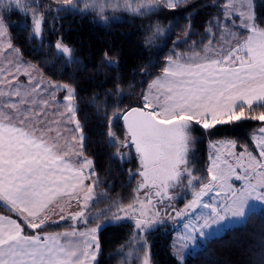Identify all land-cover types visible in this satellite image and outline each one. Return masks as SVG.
I'll list each match as a JSON object with an SVG mask.
<instances>
[{
    "label": "snow or ice",
    "instance_id": "snow-or-ice-1",
    "mask_svg": "<svg viewBox=\"0 0 264 264\" xmlns=\"http://www.w3.org/2000/svg\"><path fill=\"white\" fill-rule=\"evenodd\" d=\"M73 2L64 0V4L69 6ZM184 2L145 0L144 4L132 10L138 12L142 7L175 9ZM2 4L3 0H0V6ZM249 21L253 25L249 29L252 35L242 44L222 46L219 52L202 61L178 63L169 57L171 63L164 69L163 81H153L159 94L152 99L145 95L143 107L126 111L122 117L126 126L125 140L120 143L112 140V145L118 150L134 148L139 164L136 175L142 178L138 189L153 187L157 189L155 195L162 196L172 188H192L193 198L183 210L176 212V216L185 215L189 210H209L196 217L198 224L190 222L185 225L189 234L181 238L185 241L181 249L187 247L186 242L194 240L197 233L205 237L209 234L206 230L214 226L229 219H243L252 202L264 203V126L259 128L258 138L254 137L260 159L247 148L240 153L228 152L234 158L235 166L244 171L243 176L236 174L233 165L227 161L222 167L217 155L208 168L207 183L193 186V181L199 178L194 176L188 157L196 126L209 130L241 120L264 122V110L257 112V108L264 109V29L255 28L251 14L244 22L245 28H248ZM41 27V21L36 19L33 34L39 35ZM4 33L5 25L0 20V35ZM55 47L62 54H70V49L60 42ZM39 87L38 83L28 87L11 84L8 95L17 99L4 105L6 111L0 110V206L17 217L0 215V264H96L100 248L96 228L87 234L80 233L90 237L83 248L71 242L61 243L57 235L42 236L35 231L46 225L49 207L56 197H71L86 178L90 179L91 174L86 176L84 168L90 169L93 163L85 158L79 169H72L66 160L67 153L55 141L49 143L48 134L52 132L50 102L40 94L43 89L37 91ZM64 88L68 91L64 99L69 101L67 110L71 114L74 112L71 106L75 98L73 89L69 85H64ZM0 95L4 93L0 92ZM55 115L53 112L52 116ZM76 128L82 131L78 122ZM108 135L111 137L113 134L109 132ZM80 139L83 141V136ZM228 145L230 149L236 147L235 142L230 141ZM233 175L236 180L243 179L246 183L236 188L230 183ZM91 191L89 185L85 201L91 199ZM212 193H215L213 202H205L204 197ZM172 198L168 196V199ZM140 203L141 211L135 219V227L138 231H145L159 222L153 218L158 217L159 212L150 216L144 210L143 202ZM151 203L149 198L147 204ZM84 207H87L86 203ZM128 210L135 211L134 205H128ZM120 211L127 214L126 209L121 208ZM83 215V212H77L71 218L75 220ZM60 218L64 219L63 216ZM114 219L121 217L116 215ZM26 229H32L33 234H28ZM178 254L182 256L179 249ZM143 264H150L147 255Z\"/></svg>",
    "mask_w": 264,
    "mask_h": 264
},
{
    "label": "trees",
    "instance_id": "trees-1",
    "mask_svg": "<svg viewBox=\"0 0 264 264\" xmlns=\"http://www.w3.org/2000/svg\"><path fill=\"white\" fill-rule=\"evenodd\" d=\"M60 2L64 4V0H3L0 6L22 58L50 81L76 90L77 118L85 134L83 152L93 159L98 179L96 199L84 222L49 224L35 231L96 227L101 246L96 264H143L148 252L153 264H182L172 252L177 222L142 234L131 219L122 217L120 209L137 206L143 192L138 189L135 150H118L112 140H125L123 114L143 107V97L164 73L169 57L203 53L231 28V22H225L227 0H185L175 9L142 7L138 12L132 9L145 0H108L96 6L88 0H74L71 6ZM40 16L43 29L34 35V21ZM255 19L264 29V0H255ZM59 40L71 47V56L57 51ZM116 116L121 118L113 119ZM263 123L241 120L209 130L196 126L190 163L200 183L207 180L211 141L233 139L239 147L252 149V134ZM120 153H127V158ZM0 214L17 218L3 206ZM116 215L121 219L115 220ZM25 231L33 234L32 229ZM184 264H264V210L251 212L246 223L209 239Z\"/></svg>",
    "mask_w": 264,
    "mask_h": 264
},
{
    "label": "rangeland",
    "instance_id": "rangeland-1",
    "mask_svg": "<svg viewBox=\"0 0 264 264\" xmlns=\"http://www.w3.org/2000/svg\"><path fill=\"white\" fill-rule=\"evenodd\" d=\"M88 1L91 2L92 6H96L99 3H104L108 0H88ZM60 4L64 6L63 3L60 2ZM226 6L227 7L225 8V10H226L225 22L230 21L231 22V28H227V31L222 36V38L217 43L210 44L208 46V48L203 53L185 54L183 56H179L177 58H174L173 61H176L178 63L191 62V60L202 61L205 57L211 56L214 53L219 52L222 46L224 48H227V47H234L237 44V42L242 44L250 35H252V32L249 30L253 26L252 22L249 21L248 28L244 27V22H245V20L249 14H251L254 18L255 28L257 30H260V28L257 27V22L255 19V0H227ZM37 19H39L41 21V25H42L41 32H42L44 17L40 16ZM0 20H2L1 16H0ZM4 25H5V33H4V35H0V92L4 93V95H0V110L6 111V109L4 108V105L6 103L15 102V100L17 99L14 96L10 98L8 95V93L10 92L9 89H11V84H16V85L22 84V85L28 87L30 85H36L38 83L40 87L37 89V91L39 92L40 89H43V91L40 94L43 95L46 100H48V98L55 99L57 101L59 100L62 104L69 106V101H66L64 99V97L68 94L67 89L64 88V85H66V84L58 83V82L54 83V82L50 81L49 79L45 78V76L42 75L41 71L37 67H35L31 63L24 60L22 58V56L20 55L19 51L17 50V48L13 44L12 39H11V35L9 32V28L5 22H4ZM236 27H238V28H236ZM58 42L62 43L63 45L67 46L70 49V54H67V55L63 54V55H66L68 57L71 56V54H72L71 47L69 45L65 44L62 40H59ZM9 44L12 45L11 48L8 47ZM58 52L61 53L60 51H58ZM170 63L171 62L168 60L166 67H168L170 65ZM163 74L158 76V77L162 78L164 76ZM13 75L15 77L14 80L12 79ZM158 77H156L153 81H155ZM160 80L163 81V79H160ZM3 81H8L10 83L6 84V83H3ZM70 87L73 89V94L75 97L76 90L74 89V87H72V86H70ZM146 95H147V93H146ZM71 106L73 108H76V112H77V104L75 102V98L71 101ZM77 122L79 123L80 128L82 129V131L77 130V132H76L77 133V145L79 147V144L83 143V141H81L80 137L83 136V139H84L85 134L83 132L82 124L79 122L78 118H77ZM50 126L52 128V132H50L48 135H56L57 134V132H56L57 124L56 125H50ZM262 126H264V123ZM60 128L63 131L64 128L62 125H60ZM258 130L252 134V146H253V148L247 149V151L252 152V154L254 156H256L257 159H260L259 150L256 149V147H255L256 141L254 139V137L258 138V136H259ZM71 134H72V129H71ZM192 135H193V133H192ZM230 141L235 142L233 139H221V140H216V141L210 142V144H209L210 161H209L208 168H209L210 164L212 163V161L214 159H216L217 155H219L220 159L218 162L221 164L222 167H225V161H227L228 163H231L233 165L236 174L243 176L245 174L244 171L241 168L235 166V160L233 157L228 155V152L234 151L236 153H240V152H244L245 148L239 147L238 144L235 142V144H236L235 149H230L229 145H228V142H230ZM189 148H190V150H189L188 157H189V163H190V155H191V152L193 150V143L190 144ZM129 154H130V152H129ZM120 155H121V153H120ZM127 155H128L127 153L122 154L121 158L126 159ZM190 167H191V170L194 174V170H193V167L191 166V163H190ZM93 175H94L93 179L91 178L89 180L90 181L89 183H91V184L93 183V185H92V188H93L92 198L93 199L85 201V199L83 198V200L81 202V207L85 209V212L89 209V207L92 205V203L96 199V186L98 183V179H97V175H96L95 170H94V162H93ZM194 176H196V175L194 174ZM183 179L185 180V183H186L187 177L185 176V177H183ZM203 183H207V180ZM230 183H232L236 188H240L241 186H243L246 183V181L243 179L236 180L235 176L233 175V177L230 179ZM139 184H140V181H139ZM199 184H201L199 179L193 181V186H197ZM192 191H193L192 188H186V187L181 186L180 189L177 191L175 203H173V205H172L173 208L171 210H173V209L178 210V211L183 210L185 205L193 198L192 197ZM213 196H215V193H212L209 196L204 197V201L209 202V203L213 202V200H212ZM146 197L147 196H144V194L142 193L141 194V200L139 201V204L137 206H134L135 211L126 209L127 214L125 212L122 214V217L131 219L133 221V223L135 224V219L139 217V213L141 211V203L140 202H143L144 210L147 211L150 216L153 213L159 212L158 217H153L154 219L159 220V222L154 223L151 227H148L145 231H138L136 229L138 232H141L142 234H146L148 232H151L153 229H155L163 221V216H161L162 209H161L160 205L155 206L153 203H151V205L147 204L148 199ZM221 199H222V197L217 198L216 202H219ZM78 201H79V199H78ZM85 203L87 204V207H84ZM157 207L158 208L160 207V209L158 210ZM260 210H264V203L259 202V201L252 202L250 204V206L247 208L246 216L243 219H229L227 222L222 223L219 226H214L211 230H206L209 232V234L205 237H200L197 233L196 238L194 240L187 241L186 242L187 247L182 248V249H181V244L184 243L185 241H182L181 238L185 237L189 234V230L185 228V225L189 224L190 222L193 224H198L199 221L196 220V217L200 216L201 213H207L209 210L204 209V208L197 209L195 212H193L192 210H189L187 214L192 216L191 221H189V222L185 221V217H183L181 219V221H179V219L172 216L170 218L171 222L175 221L179 224V225H177L178 228L174 231V236H173V241H172V252L178 258L179 262L184 264L186 261V258L191 253L200 249L209 239L222 235L231 227L239 226V225L246 223L247 218L251 212L260 211ZM86 213L84 214L83 220L80 222H77V223H82L86 220ZM193 218H194V221H193ZM49 224H61V223H58V222L56 223L52 220V221H48L46 223V225H49ZM93 228H96V227H93ZM93 228L87 229V230H78V232L82 231V233L87 234ZM88 239H90V237L87 235H85V236L78 235V238H77L78 247L83 248L85 241H87ZM96 240L100 245L99 234L97 232H96ZM178 249L180 250V252H182V256L180 254H178ZM100 250H101V246H100L99 251L97 253L96 263L98 262V259H99ZM146 255L149 259L150 264H153L152 260L150 258V253L148 252Z\"/></svg>",
    "mask_w": 264,
    "mask_h": 264
},
{
    "label": "crops",
    "instance_id": "crops-1",
    "mask_svg": "<svg viewBox=\"0 0 264 264\" xmlns=\"http://www.w3.org/2000/svg\"><path fill=\"white\" fill-rule=\"evenodd\" d=\"M42 75L44 76L43 73H42ZM157 79H159V80L164 79V76L162 78L158 77ZM9 91H11V89H9ZM158 94L159 93L157 92L156 87L153 86V82H152V84L148 88L147 95L149 96L150 99H152ZM48 101L50 102L49 103L50 125H56L57 124V127H56L57 134L56 135H48L49 136V143H53L55 141L58 144V146L64 152L67 153L66 160L70 163L72 169H79L83 165V161L85 158H87L93 162V159L90 156H87L83 152L84 139H83V143L79 144V147L77 145V133H76L77 132V128H76L77 112H76V108H73L74 112L70 114V113H68V110H67L68 106L65 104H62L59 100L57 101L55 99L48 98ZM53 112L56 113L55 116H52ZM60 125L63 126V128H64L63 131L61 130ZM71 129H72V134H71ZM84 173L86 176L88 174H91L90 179L91 178L93 179V177H94V175H93V163H92V167L90 169L84 168ZM90 179L86 178L83 182V185L80 188H78L77 192L74 193L71 197H69V196L56 197L54 204L50 205V207H49L47 222L53 220L56 223L57 222L58 223L69 222V223L76 224L77 222L82 221L84 215H83V217H78L75 220L72 219L71 217L73 214H75L77 212H83L84 214L87 212V211L85 212V209L81 207V202L87 193L88 186L91 185V187H92V185H93V183L92 184L89 183ZM140 183H141V181H140ZM92 196H93V188L91 191V199H93ZM78 199H79V201H78ZM91 199H88V200H91ZM53 209H55V210H53ZM60 209H63V211L61 212ZM161 213H162L161 216H163V221L160 224H173L171 222V219H170L171 217H169V215L165 209H164V211L162 210ZM0 215H2V214H0ZM61 216H63L64 219H61L60 218ZM10 217L15 219L12 216H10ZM177 228H178V226H176V229ZM87 229H91V228L81 227L79 229H77V228L66 229V230H64L65 232H57V233H45L44 232V233H41V235L42 236H44V235H57L59 237L61 243L68 244L69 242H71L72 244H75L76 246H78L77 245V238H78V235H80V233H82V231L78 232V230H87ZM73 232H75L76 234L75 235H68V236L64 235L65 233H73ZM97 233H98V230H97Z\"/></svg>",
    "mask_w": 264,
    "mask_h": 264
},
{
    "label": "flooded vegetation",
    "instance_id": "flooded-vegetation-1",
    "mask_svg": "<svg viewBox=\"0 0 264 264\" xmlns=\"http://www.w3.org/2000/svg\"><path fill=\"white\" fill-rule=\"evenodd\" d=\"M179 189H180V187L169 189L167 191V193L165 195H162V196H156L155 192L157 189L153 188V187L143 188L142 192H143L144 196H147L146 197L147 199H149V198L151 199L152 203L155 206L160 205L161 209L163 211L165 209L167 211L169 217H172V216H174V212L171 209L173 208L172 205H173V203H175L176 194H177V191ZM160 191L164 192V189H160ZM168 196H172L173 198L170 200V199H168ZM160 207L159 208L157 207L158 210L160 209Z\"/></svg>",
    "mask_w": 264,
    "mask_h": 264
},
{
    "label": "built area",
    "instance_id": "built-area-1",
    "mask_svg": "<svg viewBox=\"0 0 264 264\" xmlns=\"http://www.w3.org/2000/svg\"><path fill=\"white\" fill-rule=\"evenodd\" d=\"M181 216L185 217V221H187V222L191 221V218H192L191 215L185 214V215H181ZM193 221H194V218H193Z\"/></svg>",
    "mask_w": 264,
    "mask_h": 264
},
{
    "label": "water",
    "instance_id": "water-1",
    "mask_svg": "<svg viewBox=\"0 0 264 264\" xmlns=\"http://www.w3.org/2000/svg\"><path fill=\"white\" fill-rule=\"evenodd\" d=\"M134 108H138V107H134ZM123 123H124V121H123ZM124 126H125V124H124ZM126 127V126H125ZM142 179V178H141ZM143 188H141V190H142ZM173 212H174V217H177L176 216V212H178V210H172ZM178 218H179V220H180V217L178 216Z\"/></svg>",
    "mask_w": 264,
    "mask_h": 264
},
{
    "label": "bare ground",
    "instance_id": "bare-ground-1",
    "mask_svg": "<svg viewBox=\"0 0 264 264\" xmlns=\"http://www.w3.org/2000/svg\"><path fill=\"white\" fill-rule=\"evenodd\" d=\"M62 232H65V231H62ZM65 237V236H64Z\"/></svg>",
    "mask_w": 264,
    "mask_h": 264
}]
</instances>
